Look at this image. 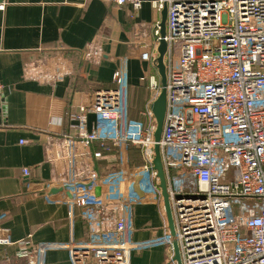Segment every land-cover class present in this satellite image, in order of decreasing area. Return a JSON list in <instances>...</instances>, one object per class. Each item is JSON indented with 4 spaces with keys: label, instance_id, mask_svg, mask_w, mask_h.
<instances>
[{
    "label": "built area",
    "instance_id": "obj_1",
    "mask_svg": "<svg viewBox=\"0 0 264 264\" xmlns=\"http://www.w3.org/2000/svg\"><path fill=\"white\" fill-rule=\"evenodd\" d=\"M105 1L135 10L142 4ZM155 8L166 10V110L158 145L174 235L167 230L133 238V207L161 199L152 168L155 124L129 119L118 69L115 88L96 89L71 116L75 135L62 134L56 153L47 156L51 165L65 163L50 184L72 195L69 207L81 208L87 237L18 253L28 264H44L50 248L66 250L71 264H130L133 254L146 249L172 252L173 242L181 264H264V0H158ZM157 57L148 50L140 55L143 61ZM3 92L0 84V98ZM95 142L118 149V171L100 175L84 163L104 157L90 152ZM129 146L140 152V165H128ZM139 175L142 197L133 190ZM88 184L101 189L98 197H85ZM13 244L9 229L0 226V247Z\"/></svg>",
    "mask_w": 264,
    "mask_h": 264
},
{
    "label": "crops",
    "instance_id": "obj_2",
    "mask_svg": "<svg viewBox=\"0 0 264 264\" xmlns=\"http://www.w3.org/2000/svg\"><path fill=\"white\" fill-rule=\"evenodd\" d=\"M140 1L135 10L105 0H0V226L9 229L14 243L0 247V264H28L18 253L87 237L81 208L71 212L69 207L72 195L53 192L50 184L65 163L51 165L47 156L56 153L62 134L75 135L71 116L90 103L94 91L115 88L118 69L129 119L156 127L151 105L161 90L160 77L156 60L143 61L140 55L158 54L154 31L161 11L155 8L158 0ZM93 122L88 115V130ZM99 151L103 158L90 156L84 163L100 175L118 171V149L93 143L90 152ZM126 160L130 167L142 163L132 146ZM133 223L136 241L166 232L162 197L156 205H135ZM152 249L133 254L130 264H165L166 258L169 264V249ZM44 264L71 262L66 250L50 248Z\"/></svg>",
    "mask_w": 264,
    "mask_h": 264
},
{
    "label": "water",
    "instance_id": "obj_3",
    "mask_svg": "<svg viewBox=\"0 0 264 264\" xmlns=\"http://www.w3.org/2000/svg\"><path fill=\"white\" fill-rule=\"evenodd\" d=\"M165 19H166V10L165 8L161 11V22L159 25V44L157 48L158 57L156 59V67L158 70V74L160 77L161 82V90L153 104L151 105V112L154 116L156 127L154 131V158L152 161V168L156 172V177L158 180V187L160 189V194L162 197V203L164 207V213L166 217V223L167 228L171 236L174 235V225H173V218L172 213L170 209V203H169V197L167 194V187H166V180L164 176L162 161L160 157V150H159V141L161 137L162 127H163V121H164V115L166 110V91H165V85H166V74H165V66H164V54L166 52V44L163 40L164 34H165ZM141 176H137L135 179V182L133 184V190L138 195V197H142V192L139 189L138 182L140 180ZM90 185H85V188H88ZM63 190L65 193L69 196L71 199L70 193L64 188V189H55L53 192H56ZM101 189L97 186H91L89 190L86 192V195L89 197H98L100 195ZM172 263L175 264H181L179 251L176 242L172 243Z\"/></svg>",
    "mask_w": 264,
    "mask_h": 264
},
{
    "label": "rangeland",
    "instance_id": "obj_4",
    "mask_svg": "<svg viewBox=\"0 0 264 264\" xmlns=\"http://www.w3.org/2000/svg\"><path fill=\"white\" fill-rule=\"evenodd\" d=\"M156 248H164V247H154L153 249H156ZM152 248H150V249H146V250H143L142 252H144V251H149V250H151ZM152 249V250H153ZM164 249H167V248H164ZM163 254V253H162ZM161 256V255H160ZM168 257V256H167ZM168 262V258H166V261H165V264ZM168 264V263H167ZM170 264V263H169Z\"/></svg>",
    "mask_w": 264,
    "mask_h": 264
}]
</instances>
